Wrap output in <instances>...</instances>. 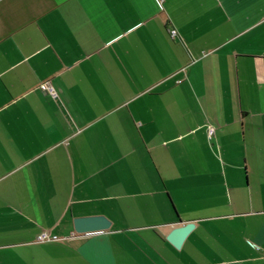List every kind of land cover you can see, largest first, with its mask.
I'll return each mask as SVG.
<instances>
[{
  "label": "crops",
  "instance_id": "crops-1",
  "mask_svg": "<svg viewBox=\"0 0 264 264\" xmlns=\"http://www.w3.org/2000/svg\"><path fill=\"white\" fill-rule=\"evenodd\" d=\"M0 264H264V0H0Z\"/></svg>",
  "mask_w": 264,
  "mask_h": 264
},
{
  "label": "water",
  "instance_id": "water-1",
  "mask_svg": "<svg viewBox=\"0 0 264 264\" xmlns=\"http://www.w3.org/2000/svg\"><path fill=\"white\" fill-rule=\"evenodd\" d=\"M110 227L111 223L105 217L85 218L76 222V233H98L107 231ZM194 227V224L191 222L185 223L182 227L175 229L168 237V240L176 248H180Z\"/></svg>",
  "mask_w": 264,
  "mask_h": 264
},
{
  "label": "built area",
  "instance_id": "built-area-1",
  "mask_svg": "<svg viewBox=\"0 0 264 264\" xmlns=\"http://www.w3.org/2000/svg\"><path fill=\"white\" fill-rule=\"evenodd\" d=\"M170 35L173 39H175L177 37V31L176 30L170 31ZM40 89L43 92H45L46 94H48L54 100L58 99V97H59L57 91L55 90V88L50 83L42 84ZM215 134H216L215 128L209 127L208 128V138L210 141L213 140V138L215 137ZM49 240H51V238H50L48 233H44L41 236H39V238H38L39 242H45V241H49Z\"/></svg>",
  "mask_w": 264,
  "mask_h": 264
}]
</instances>
